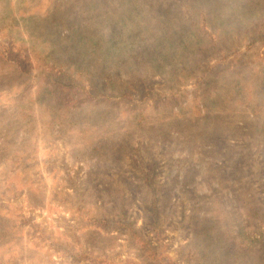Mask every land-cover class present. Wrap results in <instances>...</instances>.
<instances>
[{
  "label": "rangeland",
  "instance_id": "obj_1",
  "mask_svg": "<svg viewBox=\"0 0 264 264\" xmlns=\"http://www.w3.org/2000/svg\"><path fill=\"white\" fill-rule=\"evenodd\" d=\"M0 264H264V0H0Z\"/></svg>",
  "mask_w": 264,
  "mask_h": 264
}]
</instances>
